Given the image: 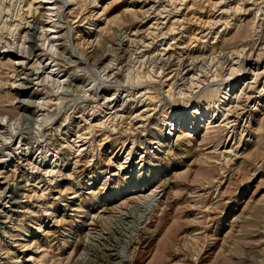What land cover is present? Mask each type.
Instances as JSON below:
<instances>
[{
  "label": "rangeland",
  "instance_id": "374dc122",
  "mask_svg": "<svg viewBox=\"0 0 264 264\" xmlns=\"http://www.w3.org/2000/svg\"><path fill=\"white\" fill-rule=\"evenodd\" d=\"M0 264H264V0H0Z\"/></svg>",
  "mask_w": 264,
  "mask_h": 264
},
{
  "label": "bare ground",
  "instance_id": "6f19581e",
  "mask_svg": "<svg viewBox=\"0 0 264 264\" xmlns=\"http://www.w3.org/2000/svg\"><path fill=\"white\" fill-rule=\"evenodd\" d=\"M42 1H46V0H39V2L40 3H42ZM32 4V3H31ZM31 7V6H30ZM29 7V9L30 10H32L31 8ZM37 10V9H36ZM29 12V11H28ZM40 19V18H39ZM41 22V21H40ZM43 23V22H42ZM42 23H38V20H33L31 23L29 22L28 23V30L29 31H31V34H32V36H31V40L30 41H33L32 40V38L34 39V31L39 27L38 25L39 24H42ZM16 26V25H15ZM17 27V26H16ZM41 29H43V25H41ZM44 32V31H43ZM41 35H44L43 33L41 34ZM68 49V48H67ZM165 49V48H164ZM68 50H70V49H68ZM167 50V49H166ZM165 50V51H166ZM164 51V54H162V55H164L165 56V54H166V52ZM244 51V50H243ZM71 52V51H70ZM14 53H15V55L16 56H18V57H21V58H29V55L27 56L26 54H28V53H22V52H20V51H18V50H14ZM37 57V56H36ZM163 57V56H162ZM258 59V58H257ZM22 60V59H21ZM24 60V59H23ZM66 60V59H65ZM26 62V61H25ZM170 63H171V61H169ZM246 62H248V59H247V61ZM250 62V61H249ZM181 63V62H180ZM40 64V62L39 61H37V59L35 60V62H34V67H35V65H36V67H35V74H37V73H40V72H42L43 71V67L41 66V70H40V66H37V65H39ZM183 64V63H182ZM188 64V63H187ZM69 65V64H68ZM74 66L76 65V64H73ZM79 65V64H78ZM191 65V64H190ZM69 66H72V65H69ZM231 66V65H230ZM194 67V66H193ZM184 68H186V67H184ZM195 68V67H194ZM242 68V67H241ZM191 68L190 67H188L187 66V68L186 69H183V70H185V72L184 73H187V72H189V70H190ZM232 71V70H231ZM18 74V76L20 77V75H21V73L20 72H18L17 73ZM24 74V73H23ZM25 74H26V72H25ZM29 74H26V77L24 78V80L27 78V76H28ZM24 77V76H23ZM22 78V77H21ZM191 78V77H190ZM19 79V78H18ZM27 80V79H26ZM71 80V79H70ZM224 81V80H223ZM167 82V81H166ZM209 82V81H208ZM12 83V82H11ZM164 83V82H163ZM210 83V82H209ZM248 82H247V86H246V88L244 89L245 90V92L247 91H249V87H248ZM169 89V88H168ZM247 89V90H246ZM209 90V89H208ZM209 91H211V89L209 90ZM208 91V92H209ZM246 92V93H247ZM143 95V94H142ZM236 95V94H235ZM145 96V95H144ZM235 97V96H234ZM250 98V96L248 95V99ZM232 99V98H231ZM239 99V98H238ZM72 102V101H71ZM231 102V101H230ZM64 105V104H63ZM234 111H235V109H234ZM233 111V112H234ZM186 112V110H185V108H183V109H181V110H178L174 115H176L175 117H179V116H182V118H184L183 117V114ZM237 112V111H236ZM186 115H187V113H186ZM54 116V115H53ZM145 117V116H144ZM236 117H238V115L236 116ZM229 118H230V116H228V114H226L225 115V117L223 118L224 120H223V122H225V123H227L228 124V120H229ZM212 121V120H211ZM214 122V121H213ZM11 124V123H10ZM217 124V123H216ZM15 125V124H14ZM70 143V142H69ZM72 144V143H71ZM51 171V170H50ZM51 173V172H50ZM53 173V172H52Z\"/></svg>",
  "mask_w": 264,
  "mask_h": 264
}]
</instances>
